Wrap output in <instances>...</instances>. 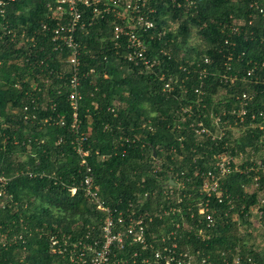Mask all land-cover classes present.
<instances>
[{
  "label": "trees",
  "instance_id": "trees-1",
  "mask_svg": "<svg viewBox=\"0 0 264 264\" xmlns=\"http://www.w3.org/2000/svg\"><path fill=\"white\" fill-rule=\"evenodd\" d=\"M2 1L0 264H68L65 255L51 252V238L66 234L75 239L99 229L106 216L86 198V176L93 178L107 206L125 211L132 204L141 214H157L176 206L178 194L198 199L204 181L197 173L212 170L224 153L244 155L239 160L244 170L250 161V167L260 168L222 178L220 192L227 190L235 200L239 223L231 216L218 225L216 237L203 241L191 229L194 221L185 202L188 226L178 234L180 249L194 254L197 263L227 259L234 264L238 259L239 264H264V235L258 241L241 230L243 225L255 230L254 217L264 228V18L251 8L254 0H192L195 5L183 10L173 9L172 0H151L138 13L156 23L152 36H142L151 69L126 60L124 40L119 52L114 49L111 16L95 18L88 10L85 21H94L95 27L77 37L82 46L78 128H73L69 101L70 52H56L44 29L55 23L48 16L56 0ZM194 32L203 46L192 56L182 55ZM253 68V77H247ZM223 74L235 77L234 82L223 84ZM167 82L173 86L170 92L164 91ZM243 92L254 94V101L240 123L230 110ZM217 118L222 127L232 123L227 137H197L199 122L214 131ZM82 136H87L82 144L87 157L76 150ZM176 176L185 186L181 192L169 185ZM169 189L179 192L172 201L163 194ZM176 221L175 216L155 218L147 237L158 244Z\"/></svg>",
  "mask_w": 264,
  "mask_h": 264
},
{
  "label": "built area",
  "instance_id": "built-area-1",
  "mask_svg": "<svg viewBox=\"0 0 264 264\" xmlns=\"http://www.w3.org/2000/svg\"><path fill=\"white\" fill-rule=\"evenodd\" d=\"M150 1L56 0L55 8L50 7L48 19L55 21V23L50 28L49 25H45L44 29L49 30L51 33L56 52H63L64 50L70 52L66 62L68 63L71 75L69 101L74 113L73 128H78L79 126L78 110L81 99L79 75L81 73L80 57L82 46H80L77 37L82 33L88 34L90 29L95 27H93L94 21H85L88 10H90V14L94 15L95 18H99L103 13L111 16L114 20L112 23L114 49L119 52L123 48L122 40H124L127 52V55H125L126 60L135 64H141L139 62H142L146 69H151L153 66L146 58V45L142 36H152L149 31L156 28V23L149 15L138 16V13L142 9H147ZM154 1L158 3L162 2L163 4L166 2V0ZM263 2L264 0H254L251 3V8L255 9L264 18ZM194 5L195 3L192 0H184V2L178 0L171 1V6L175 10L191 9ZM4 11V3L0 0V13L4 14ZM154 11L155 8L150 9L148 12L154 13ZM167 24L171 27L173 22L170 21ZM5 31L9 36L12 35V37L16 38L12 30L7 31L6 29ZM28 41L34 42V39H28ZM208 62L209 60H206V63ZM254 71L255 68L250 69L247 77H253ZM161 78L162 81L166 79L165 76ZM220 79L222 83L224 82L223 84H228L229 82H234L235 77L223 74ZM172 90V84L167 82L164 86V91L170 92ZM196 94L202 95L201 91H196ZM236 99L238 103L230 110V113L236 116L240 123H244L246 116L250 113L254 94L243 92ZM26 110L28 109L25 108ZM185 113H187V110ZM255 117V115H252L251 120H254ZM214 123V131H211L202 122L196 123L197 128L194 129L197 137L205 136L213 140H222L228 136L231 129L233 130L231 122H226V127H222L221 119L217 118ZM150 129L153 131L152 127ZM84 141H87V136H82L78 139L76 150L79 155L87 157L89 153L82 147ZM241 159L244 160V155L234 158L232 155L224 153L216 157L212 170L197 173L196 176L202 178L204 181L199 188L200 197L198 199H194L191 194H187L186 198L180 197L179 192L175 189L184 190L185 186L183 183L177 182L179 179L177 176L176 180L171 179L169 185L175 183V189L165 190L163 194L166 196V201H172L175 198L174 196L178 194L179 199L176 206H169L167 209L163 207L159 213H150V215L141 214L140 211H137L135 208L133 209L132 204L127 206L125 211L124 209L107 206L99 195V188L94 185L93 178L86 176L82 183L85 196L90 203L96 206L98 211L104 212L106 216L99 229L98 227H92V229L83 231L75 239L66 234L63 235L61 240L53 236L51 238V252L54 255H65V257L69 258L68 264H193L196 262L194 261L195 255L189 256L191 252L181 250L178 243V234L188 226L182 205L188 202L186 210L190 214V220L194 221L191 229H194V234L203 241H209L216 237L218 225L222 221L227 223V219L231 216L233 217V222L238 221L240 218L238 212H236L237 206L235 200L227 190L223 191V193L220 190L222 178L228 174L235 172L249 174L254 169H260L250 167L253 163V161H250V166H247L244 170L240 167L241 163H239V160ZM232 164H234V168H232ZM259 164L257 163L258 166H261ZM76 191V188L72 189L73 194ZM172 216L177 218L175 229L169 233L162 234L161 238L156 240L158 244H155L153 240L147 237L149 226L154 222L155 218L164 219V217ZM226 260L223 261V264H227ZM197 264H208V260L203 259ZM234 264H239V260L236 259Z\"/></svg>",
  "mask_w": 264,
  "mask_h": 264
},
{
  "label": "rangeland",
  "instance_id": "rangeland-1",
  "mask_svg": "<svg viewBox=\"0 0 264 264\" xmlns=\"http://www.w3.org/2000/svg\"><path fill=\"white\" fill-rule=\"evenodd\" d=\"M170 21H172V20L169 19V22ZM176 27H178V26L176 25ZM193 34L194 35L190 38V40L188 41V44L186 46H184V49H182L183 50L182 55L192 56V55H194L192 53V51L194 49H199L200 50V47L203 46V39L198 35V33L194 32ZM182 55H181V57H184ZM219 95L223 96L224 95V91L221 90ZM237 131H239V129H238L237 126H235V131L234 132L238 135ZM236 217H238V216H236ZM238 221H236V222L239 223ZM251 221H253V224H254L253 226L256 228L255 230L251 229L248 225L241 226V230L243 232L252 233V235L254 236L253 238H255V237H256V239L260 238V239H258V241H261V237L264 235L263 223L257 217H254Z\"/></svg>",
  "mask_w": 264,
  "mask_h": 264
},
{
  "label": "crops",
  "instance_id": "crops-1",
  "mask_svg": "<svg viewBox=\"0 0 264 264\" xmlns=\"http://www.w3.org/2000/svg\"><path fill=\"white\" fill-rule=\"evenodd\" d=\"M173 186H176V184H172ZM179 192H181V190H179ZM253 213H256V210H253Z\"/></svg>",
  "mask_w": 264,
  "mask_h": 264
}]
</instances>
